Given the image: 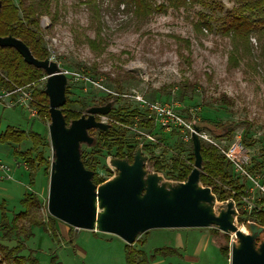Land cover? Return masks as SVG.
Instances as JSON below:
<instances>
[{
	"label": "rangeland",
	"instance_id": "1",
	"mask_svg": "<svg viewBox=\"0 0 264 264\" xmlns=\"http://www.w3.org/2000/svg\"><path fill=\"white\" fill-rule=\"evenodd\" d=\"M49 1L48 12L38 23H25L41 36L45 56L66 76V106L86 118L93 115L101 123L88 130L91 142L80 143L84 167L103 180L99 185L92 180L98 187L119 176L120 169L114 160H128V147H135L134 158L139 155L144 161L146 185L152 175L158 187L170 191L181 183L176 179L180 171L187 165L194 167L193 138L172 128L173 123L169 127L163 124L155 107L170 108L188 121L195 116L199 131L212 136L216 132L221 135L218 140L224 143L230 144L237 135H245L250 149L245 166L261 176L259 182L264 184V33L243 35L222 29L223 20L237 6L235 0L179 6L171 0H139L141 6L137 8L115 0ZM12 2L19 8L18 18L23 19L25 13L18 7L19 0ZM48 78L43 71L35 83L27 85L29 92L35 88L45 90ZM22 91L18 90L12 99L22 98L19 103L23 105L9 106L6 100L4 106L0 101V136L14 127L27 135L37 133L43 142L36 146L29 135L22 141H0V163L12 170L11 179L1 178L0 170V203L12 219L24 210L22 200L26 193L33 192L39 198V219L46 222L45 227H32L33 234L26 240L22 254H33L42 264H54V257L61 264H127L129 243L118 235L76 229L52 219L48 209L55 161L51 117L47 104L42 106L45 113H38L30 104L31 98ZM119 93L121 99H117ZM92 108L108 112H90ZM132 113L151 123L127 124ZM117 117L122 119L118 121ZM203 119L214 123L212 130L206 129ZM227 126L234 127L231 135L226 134ZM105 133L109 136L102 137ZM115 141L124 145L123 151ZM200 142L204 143L201 139ZM28 150L33 151L34 157L45 159L33 179L15 153ZM176 161L178 170L174 169ZM231 174L234 186H252L247 179L242 180L233 171ZM234 186L228 184L223 188L231 191ZM232 192L240 199L230 197L221 201L218 193L212 192L213 201L204 204L220 215L231 203L232 220L237 226L260 225L252 210L261 196L258 188L252 192L256 203L244 199L239 190ZM97 205L100 213L102 209L98 202ZM59 223L62 227L68 224L71 232H65ZM236 240L233 231L223 232L213 224L152 228L130 245L143 249L150 264H231L232 243ZM164 246L178 248L179 254L151 259L154 250Z\"/></svg>",
	"mask_w": 264,
	"mask_h": 264
},
{
	"label": "water",
	"instance_id": "2",
	"mask_svg": "<svg viewBox=\"0 0 264 264\" xmlns=\"http://www.w3.org/2000/svg\"><path fill=\"white\" fill-rule=\"evenodd\" d=\"M1 9V1H0ZM0 46L15 47L26 62L42 68L49 75L45 92L49 95L53 163L48 209L52 216L76 229L113 233L133 244L137 237L152 228L207 227L218 225L223 232L233 231L237 240L232 243L231 264H264V227L256 223L245 225L244 231L232 220V204L220 215L204 203L213 201V189L200 182L202 171L201 142L197 133L194 167L186 181L168 191L156 185L149 175L146 185L144 161L136 155L132 163L118 159L114 163L120 174L98 187L94 173L81 160L80 143L91 142L88 130L99 127L93 115L71 121L68 125L62 111L66 102V76L49 58L39 60L30 48L13 36L0 37ZM90 112H108L92 108ZM199 131L200 128L196 127ZM144 191V193H143ZM102 209L98 213V205ZM260 240V241H259Z\"/></svg>",
	"mask_w": 264,
	"mask_h": 264
},
{
	"label": "trees",
	"instance_id": "3",
	"mask_svg": "<svg viewBox=\"0 0 264 264\" xmlns=\"http://www.w3.org/2000/svg\"><path fill=\"white\" fill-rule=\"evenodd\" d=\"M0 37L13 36L17 39L22 40L31 50L33 55L39 60L47 59L45 56V49L42 44L41 36L30 29L28 25L38 23V20L43 13H47L50 6L49 0H19L18 7L25 13L24 18L20 19L17 16L19 8L13 5L12 0H0ZM98 0H88V3L97 2ZM117 3L124 4L126 6L140 7L138 4L139 0H115ZM174 5H188L190 3L201 2L208 5V0H171ZM237 6L231 9L232 13L229 14L222 29H226L227 32H233L235 34L251 35L264 33V0H235ZM27 20L28 25L25 23ZM13 23H15L13 25ZM44 70L38 68L32 64H29L24 59L23 55L15 48L11 46H0V93L3 91L11 92L12 96L15 97L18 88H22L24 91H28V86L31 83H35L40 74ZM45 72V71H44ZM46 73V72H45ZM28 85V86H27ZM31 93L32 100L30 104L34 106L38 113H45L43 109V103L47 104V114L50 116L49 106V95L45 90L34 89ZM117 99H121V93H119ZM67 102V101H66ZM65 104L62 106L63 114L66 122L69 125L71 121L78 119L82 116L80 112H76ZM42 116V115H40ZM43 117V116H42ZM70 119V120H69ZM120 117L117 120L120 121ZM127 124H138L139 126H148L151 121H145L144 119H138L134 114L129 115ZM206 129H211L213 122L203 119ZM200 123V122H199ZM233 126H227L228 132L226 134L231 135ZM212 130V129H211ZM28 135L33 139L36 146L41 145L43 138L37 133L31 132ZM25 131L18 130L14 127H9L7 132L0 136V141L7 139H15L22 141L27 136ZM109 133H105L102 137H108ZM214 137H220L215 132ZM118 144L120 150L123 151V144L119 141H115ZM118 142V143H117ZM244 142L246 145L249 143L244 135ZM113 146V145H111ZM135 147H128V154L126 155L130 163L134 161ZM16 155H19L24 162L26 169L30 172V176L33 179L34 173L41 165L45 162L42 156L37 155L34 157L33 151L28 150L25 152L15 151ZM201 155H202V171L200 175V182L204 186H210L213 189V193H218V199L221 201L228 200L230 197L240 199V196L234 194L236 190H239L242 196H248L249 193L246 191L247 187L245 184L235 185L231 180L232 164L231 162L219 153L218 148L210 145L201 143ZM124 159V158H122ZM193 163L195 157H191ZM39 160V162H38ZM40 164V165H39ZM174 169L178 170V161L174 165ZM193 169L192 165L184 167L183 171L176 177L178 181H186ZM94 182L99 185L103 181L99 178L97 173L93 176ZM234 186L231 187V191L225 190V185ZM24 210L16 213L12 219L7 216L4 204L0 203L1 209V220H0V264H42L36 256L33 254L24 255L22 254L23 249L26 247V240L33 234L32 227L34 225L46 226V222L39 219V198L32 192L26 193L22 200ZM255 215L260 220V226L264 227V209L261 211L255 210ZM54 220V216H52ZM57 219V218H56ZM25 221H27L25 223ZM241 223H246L242 220ZM55 233V232H54ZM7 240L10 243L15 241V244L9 245L4 242ZM220 243V241H219ZM225 250V249H224ZM223 250V252H224ZM225 253V252H224ZM179 254L178 248L164 246L156 248L151 255V259L157 256H170ZM227 255V253H225ZM54 264H61L54 257ZM126 261L127 264H150V257L146 254L143 249H136L132 245H126Z\"/></svg>",
	"mask_w": 264,
	"mask_h": 264
},
{
	"label": "built area",
	"instance_id": "4",
	"mask_svg": "<svg viewBox=\"0 0 264 264\" xmlns=\"http://www.w3.org/2000/svg\"><path fill=\"white\" fill-rule=\"evenodd\" d=\"M18 90L22 91L21 88H18ZM22 92L29 98H31L30 100H32L30 92V94L25 93L26 91L24 90ZM6 97L10 98L8 100L9 102H7V105L9 106H14L16 104H24L22 102L19 103L20 98L13 100L11 98L13 97L11 92L3 91L0 93V101L4 100L3 98ZM20 100L23 101L22 98ZM155 108L157 109V112L161 115V121L166 126L169 127L170 124L173 123L175 127L172 128L177 129L178 132L185 133V135H188V137L190 138L192 137L193 133H197L202 142L217 147L218 151L231 162L232 171L236 175H238L242 180H244L243 178L247 179L248 183L252 185L251 187L249 186V188L246 186V191L249 193V195L243 196V198H248L249 200L252 199V201L256 203L255 195H253L252 192H254L255 188H258L261 196L259 197L258 202L252 210L261 211L264 209V184L259 182V178L261 176L252 173L251 170H249L245 166V162L248 159L250 149L248 145L245 144L243 135H237L236 138H234L233 142H231L230 144L224 143V141H219L218 138L212 136V134H209L207 131H197L194 123L195 116L192 117L193 120L188 121L184 116L177 114L170 108ZM0 170L2 172L1 178H12V170L8 165H6L5 163H0ZM249 207H251V205H249Z\"/></svg>",
	"mask_w": 264,
	"mask_h": 264
},
{
	"label": "crops",
	"instance_id": "5",
	"mask_svg": "<svg viewBox=\"0 0 264 264\" xmlns=\"http://www.w3.org/2000/svg\"><path fill=\"white\" fill-rule=\"evenodd\" d=\"M11 98H13V97H11ZM3 99H4V101L2 100L1 102L4 103V106H5V104H6L5 101H6V100H9L10 98H9V97H6V98H3ZM18 162H19V161L17 160V164H19ZM63 222H64V221H63ZM64 224H65V223H64ZM65 226H66V227H65ZM59 227H62L60 223H59ZM62 228H63V230H64L65 232H67V231H69V233L71 232L70 229H68V228H70V227L68 226V224L63 225Z\"/></svg>",
	"mask_w": 264,
	"mask_h": 264
},
{
	"label": "flooded vegetation",
	"instance_id": "6",
	"mask_svg": "<svg viewBox=\"0 0 264 264\" xmlns=\"http://www.w3.org/2000/svg\"><path fill=\"white\" fill-rule=\"evenodd\" d=\"M132 114H135V113H132ZM242 227H243V226H241V228H242ZM242 229H244V231H246V232L248 231L247 228H244V227H243ZM262 239H263V238H262ZM259 241H260V240H259Z\"/></svg>",
	"mask_w": 264,
	"mask_h": 264
},
{
	"label": "bare ground",
	"instance_id": "7",
	"mask_svg": "<svg viewBox=\"0 0 264 264\" xmlns=\"http://www.w3.org/2000/svg\"><path fill=\"white\" fill-rule=\"evenodd\" d=\"M240 227V226H239ZM241 228V227H240ZM244 230V229H243Z\"/></svg>",
	"mask_w": 264,
	"mask_h": 264
}]
</instances>
